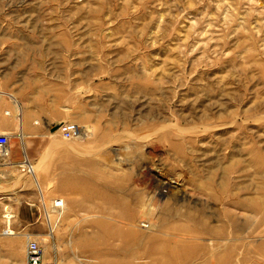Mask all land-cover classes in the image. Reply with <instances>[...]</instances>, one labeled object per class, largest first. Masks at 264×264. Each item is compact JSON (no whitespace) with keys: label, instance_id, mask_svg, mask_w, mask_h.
<instances>
[{"label":"rangeland","instance_id":"1","mask_svg":"<svg viewBox=\"0 0 264 264\" xmlns=\"http://www.w3.org/2000/svg\"><path fill=\"white\" fill-rule=\"evenodd\" d=\"M0 48L44 128L11 144L84 146L132 193L83 228L36 186L43 264H264V0H0Z\"/></svg>","mask_w":264,"mask_h":264},{"label":"crops","instance_id":"2","mask_svg":"<svg viewBox=\"0 0 264 264\" xmlns=\"http://www.w3.org/2000/svg\"><path fill=\"white\" fill-rule=\"evenodd\" d=\"M14 67L10 59L6 65L5 51L0 48V134L9 136L10 141L16 135L24 138L44 131L43 126L35 123L33 112L22 114L19 70L15 80ZM57 124L60 123L51 122L46 126L51 132ZM82 149L86 148L10 143L9 156L0 167V264H26L28 237H35L36 228L50 227L49 223L41 222L46 210L40 205L41 197L36 192V186L52 184L55 188L50 190L48 197L52 202L62 200L65 206L71 204L84 216L96 214L93 222L83 228H101V221L95 218L101 212L102 201L132 199V193L123 191V188L116 191L103 185L100 182L102 161L94 157L80 159L76 153L83 152ZM24 160L39 167L34 176L25 175L20 170ZM133 214L132 209L123 210L122 215L109 222L110 227L137 228L134 225L140 222V215Z\"/></svg>","mask_w":264,"mask_h":264},{"label":"built area","instance_id":"3","mask_svg":"<svg viewBox=\"0 0 264 264\" xmlns=\"http://www.w3.org/2000/svg\"><path fill=\"white\" fill-rule=\"evenodd\" d=\"M58 131L66 140H73L80 137L79 126L74 123H60ZM10 143L9 136L0 134V167L5 164V161L9 156ZM20 170L23 174L28 176H34L35 174V166L28 160H24L20 164ZM54 207L63 209V201H55ZM42 259V248L40 247L39 242L28 237L26 246V264H43Z\"/></svg>","mask_w":264,"mask_h":264},{"label":"water","instance_id":"4","mask_svg":"<svg viewBox=\"0 0 264 264\" xmlns=\"http://www.w3.org/2000/svg\"><path fill=\"white\" fill-rule=\"evenodd\" d=\"M59 125L57 124L56 126H54V128L51 130L52 133H56L59 130Z\"/></svg>","mask_w":264,"mask_h":264},{"label":"bare ground","instance_id":"5","mask_svg":"<svg viewBox=\"0 0 264 264\" xmlns=\"http://www.w3.org/2000/svg\"><path fill=\"white\" fill-rule=\"evenodd\" d=\"M21 121V120H20ZM58 132V131H57ZM81 135V134H80ZM61 201V200H60ZM63 205H64V202H63Z\"/></svg>","mask_w":264,"mask_h":264}]
</instances>
